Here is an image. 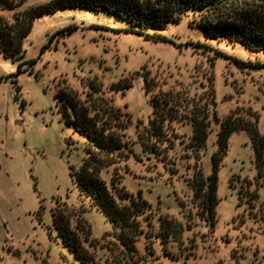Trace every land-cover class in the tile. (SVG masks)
<instances>
[{
  "label": "rangeland",
  "instance_id": "rangeland-1",
  "mask_svg": "<svg viewBox=\"0 0 264 264\" xmlns=\"http://www.w3.org/2000/svg\"><path fill=\"white\" fill-rule=\"evenodd\" d=\"M48 1L24 0L14 10H0V17L12 21L14 13ZM197 20L196 13L187 12L178 23L157 31L170 41L161 42L126 32L127 23L105 11L59 9L33 21L22 56L0 53V264H78L53 220V212H61L64 205L72 227L77 215L85 220L93 245L88 249L101 258L99 263L109 255L105 234L112 227L80 198L74 181L87 139L66 124L55 98L65 86L84 98L88 81L99 83L114 106L130 117L125 135L133 154L118 172L121 186L134 197L140 194L149 206L136 249L143 255L146 247L153 251L137 264H149V258L153 264H264V182L257 178L249 131H235L228 139L217 172L213 228L192 207L187 181L197 167L204 175L212 173L219 123L228 115L254 121L264 136V67L240 68L220 56L253 65L264 64V53L206 38ZM70 26L75 27L70 34H56ZM25 61L34 63L14 76ZM144 70L162 91H194V79L207 84L202 76H213L218 121L211 122L199 157L186 147L191 124L181 123H174L180 137L172 149L158 156L142 152L137 126H145L153 113ZM121 81L130 87L114 91L112 86ZM112 174V167L102 172L107 183ZM164 219L175 221L173 228L167 227L165 243L159 234Z\"/></svg>",
  "mask_w": 264,
  "mask_h": 264
},
{
  "label": "trees",
  "instance_id": "trees-1",
  "mask_svg": "<svg viewBox=\"0 0 264 264\" xmlns=\"http://www.w3.org/2000/svg\"><path fill=\"white\" fill-rule=\"evenodd\" d=\"M23 2L24 0H0V10H14ZM65 8L111 13L127 23L126 32L161 42L170 41L157 31L171 23H178L190 11L198 15L196 26L203 30L206 38L225 39L231 43H239L249 51L264 53V0H49L43 5L14 13L12 21L0 17V53L12 57L22 56L23 39L30 33L33 21L43 14ZM74 29L75 27L70 26L56 34L62 35L65 31L70 34ZM186 46L202 47L198 43H188ZM220 56L231 60L240 68L264 67L263 63L247 65L236 58ZM33 63L34 61H25L19 64L14 76L23 71L25 64L31 66ZM143 74L153 113L145 126L141 128V122L137 126L136 136L142 152L158 156L172 149L174 141L180 137L175 132L174 123H181L191 124L192 136L186 147L199 157V152L205 147L211 122L218 121L213 76H202L207 84L194 79V83H197L194 91L185 87L162 91L159 82L150 76L149 71L144 70ZM194 76L197 77V74ZM88 84L89 90L84 98L68 86L59 87L55 95L66 124L87 139L86 155L79 171L74 173V181L80 198L102 213L112 227L105 234V238H109V245L105 247L109 255L102 259L103 264H137L141 257L152 255L153 251L146 247L143 255L136 249L135 242L144 233L141 220L149 206L140 194L134 197L121 186L122 176L118 172L123 168L122 163L133 154L125 135L130 117L127 112L114 106L112 98L106 96L99 83L88 81ZM129 87L128 81H121L114 84L112 89L124 92ZM248 113L253 115L251 111ZM238 130L249 131L257 178L264 182V136L259 134L254 121L235 114L228 115L219 123L217 149L212 155V173L204 175L197 167L191 178L187 179L193 192L190 201L192 207L197 208L199 216L211 228L216 222L219 203L217 172L220 161L226 154L230 135ZM110 167L113 168V174L107 183L102 172ZM64 207L61 212H53L54 224L63 243L73 251L78 264H100L101 258L97 260V254L88 249L93 248V245L85 220L77 215L72 227L64 212L67 207ZM164 224L159 232L163 243L170 235L167 227L173 228L171 224H175V221L164 219ZM148 262L153 264L150 258Z\"/></svg>",
  "mask_w": 264,
  "mask_h": 264
}]
</instances>
